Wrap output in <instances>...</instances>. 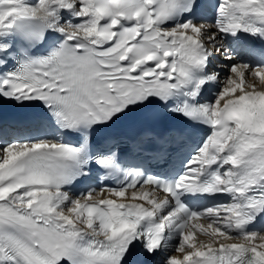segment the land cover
Segmentation results:
<instances>
[{"label":"snow or ice","instance_id":"1","mask_svg":"<svg viewBox=\"0 0 264 264\" xmlns=\"http://www.w3.org/2000/svg\"><path fill=\"white\" fill-rule=\"evenodd\" d=\"M252 38L264 0H0V133L6 104H38L26 127L52 133L0 143V264H264ZM167 115L211 130L173 178L146 169L143 137L112 131ZM93 170L116 186L76 190Z\"/></svg>","mask_w":264,"mask_h":264},{"label":"bare ground","instance_id":"2","mask_svg":"<svg viewBox=\"0 0 264 264\" xmlns=\"http://www.w3.org/2000/svg\"><path fill=\"white\" fill-rule=\"evenodd\" d=\"M220 61H223V57H220ZM238 61H244V59H243V57L241 56V55H239V57H238ZM224 63H228L227 61H223ZM218 66H219V68H220V62H218ZM227 72V70L226 69H221V73H222V75H221V82H223V80H224V74ZM247 79H249V76H248V74L246 73V80ZM252 79H255L256 80V84H257V90H264V85H261L260 84V82H259V80H258V78H252ZM221 103H223V101L221 102ZM11 140H15V138L14 137H10V136H6V135H4V136H1L0 137V143H3V142H9V141H11ZM106 195V194H105ZM159 195V194H158ZM203 221H201V223H202ZM198 240H200V241H204L205 243L207 242V240H206V238L205 237H198ZM232 242H237L238 243V241H229V243H232ZM173 245H175L176 244V241H175V243H172ZM170 254H174V255H176L178 258H182V254H180V253H178V252H176V253H170Z\"/></svg>","mask_w":264,"mask_h":264}]
</instances>
